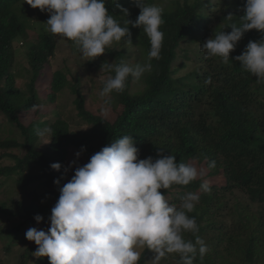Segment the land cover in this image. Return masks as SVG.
<instances>
[{
  "label": "trees",
  "instance_id": "16d2710c",
  "mask_svg": "<svg viewBox=\"0 0 264 264\" xmlns=\"http://www.w3.org/2000/svg\"><path fill=\"white\" fill-rule=\"evenodd\" d=\"M218 2L221 4L218 10L213 0L174 1L163 7L164 40L160 58L151 61L152 71L142 80L141 91L132 92L129 78L123 92L111 94L114 105L122 107L114 122L87 109L79 79L69 81L63 71H55L50 84L51 100L69 87L76 95L78 116L89 128L73 131L65 120L50 125L45 122L44 126L51 127L55 135L51 151L40 152L36 141L41 128L37 123L25 125L20 115L37 105L36 81L54 56L56 35L47 31L45 23L50 17L46 11L32 8L25 0H0V114L16 124L24 139L23 142L1 141L0 149L26 150L24 156L5 153L15 162L1 169L0 174L6 178L17 175L22 191L39 179L47 190H54V198L58 199L60 193L54 180L60 178V186L67 183L64 165L70 148L80 151L83 146L82 155L87 163L91 155L113 140L132 135L139 159L149 156L156 159L162 150L163 155H175L177 163H198L208 172L187 186L173 185L161 190L176 205L188 192L200 196L189 215L196 218L199 232L195 235L205 241L208 252L202 259L197 255L194 264H264V84H257L256 78L234 59L242 54L249 41L264 38V33L255 29L246 32L227 63L220 57L206 56L201 45L215 32H230L228 25L239 23L246 0ZM117 4L129 10L128 17ZM106 7L122 26L126 19L135 21L140 13L134 0H107ZM229 14L234 16L231 21L227 19ZM129 29L131 42L137 44L147 61L149 38L142 28L129 24ZM28 31L37 34V43L28 50L33 77L27 89L21 90L12 71L13 43ZM189 40L195 47L183 51L182 62L176 67L180 45ZM190 61L197 62V69L185 71ZM120 63H126L124 51L116 52L115 64ZM108 75L114 73L108 71ZM212 161L215 167L209 168ZM57 162L62 164L59 172L50 167ZM35 169L39 174H33ZM205 181L210 187L208 192L200 187ZM14 205L15 210H10L6 203L0 209L9 223L0 228V240H8L12 233L16 239L26 225L37 223L35 215L42 216L36 205L27 206L26 202ZM18 218L23 223L11 226ZM42 223H47L45 218ZM184 238L194 240L195 236L185 233ZM27 256H22L20 264L28 263ZM170 256L174 260L172 264H177L178 255ZM149 258L146 249L140 264H147ZM42 264H49V259L46 257Z\"/></svg>",
  "mask_w": 264,
  "mask_h": 264
},
{
  "label": "clouds",
  "instance_id": "9594fccd",
  "mask_svg": "<svg viewBox=\"0 0 264 264\" xmlns=\"http://www.w3.org/2000/svg\"><path fill=\"white\" fill-rule=\"evenodd\" d=\"M25 2L46 11L50 17L45 23L47 31L70 40L82 57L90 58L87 61L103 55L114 42L131 43L129 24L143 29L150 43L145 63L107 62L101 66L114 73L107 77L99 93L104 113L109 110L113 92H123L130 76L139 79L151 72V61L160 58L164 21L159 5L134 0L140 13L135 21L126 19L122 26L109 13L107 0ZM116 6L128 17L127 8ZM243 12L239 23L228 25L230 32H215L201 45L206 56L220 57L227 63L246 32L255 29L264 33V0H246ZM233 17L229 14L227 19L231 21ZM234 59L256 78L257 84H264V38L249 41ZM37 135L47 137L44 144H48L55 134L51 127H45ZM84 151L82 146L75 153L77 159L64 167L65 174L75 167L67 183L60 186L61 179L54 180L60 194L47 218L50 227L47 230L31 227L25 233L26 239L38 246L32 253L34 257H47L49 264H140L139 250L148 249L154 253L152 264H160L173 253L179 257L177 264H194L197 255L202 259L207 254V244L195 235L199 232L196 218L189 215L200 201L199 194L188 192L176 205L161 191L173 185H189L203 177L202 170L194 164L177 163L175 155H163L162 150L156 159L151 156L139 159L132 135L113 140L81 166L78 158ZM50 167L59 172L62 164L52 163ZM214 167L215 161L210 162L209 168ZM200 187L210 191L206 181ZM34 219L39 224L44 217L37 214ZM185 233H192L195 239H185Z\"/></svg>",
  "mask_w": 264,
  "mask_h": 264
},
{
  "label": "rangeland",
  "instance_id": "374dc122",
  "mask_svg": "<svg viewBox=\"0 0 264 264\" xmlns=\"http://www.w3.org/2000/svg\"><path fill=\"white\" fill-rule=\"evenodd\" d=\"M174 1L191 2L195 0H153L152 3H149L148 0H146V3L149 5L156 4L163 8ZM213 3L214 5H217L216 10L221 7L218 0H213ZM215 23L216 22H214L213 25H215ZM56 41L57 46L54 56L49 59V63L44 66L36 81V88L39 96L36 106L38 107H35L30 111L22 112L20 115L22 122L27 126L32 123H37L38 127L43 129L45 128V122L50 125L57 120H65L70 124V128L73 131H84L89 128L88 125L78 116V111L76 110L74 102L76 95L69 87L60 92L55 100H51L50 83L53 73L58 70L63 71L69 81H72L75 78L79 79L81 86L80 90L86 99V107L91 113L103 116L107 120L114 122L119 114H121L122 107L115 106L113 103L114 100L110 97L111 103L108 112L104 113L102 111L103 99L100 97L99 93L103 88L104 81L109 75L108 71L101 68V66L107 62L115 63L116 52L120 51H124V59L126 63H145L146 58L141 54L137 44L134 41L126 43L123 40L121 42H114L106 48V52L103 55L87 61L90 58L82 57L77 47L70 40L56 35ZM36 43L37 34L33 31L24 32L21 37L14 42L15 64L12 67V71L16 74L15 84L17 88H20L21 90L27 89V86L30 84L33 77L32 67L29 64L28 50L35 46ZM194 47L195 44L190 40L188 42H183L180 45L178 50L179 58L175 62L176 67H178L182 62L183 51L191 50ZM196 63V61H190V67H188L185 71L197 69ZM149 73L150 72H146L139 79H134L131 76L129 77L131 78L132 92H138L144 88L142 80ZM8 139L18 140L19 142H23L24 140L20 135V131L16 124L9 121L3 114H0V142ZM47 139V137H37L36 147L38 151H51V142L44 144L47 142ZM78 151L79 150L76 148L69 149V154L64 167H66L72 160L77 159L75 153ZM5 153L24 156L26 154V150L24 148L10 149L8 151L0 149V170L13 165L15 162L10 155H4ZM78 164L81 166L85 164V159L82 154L78 158ZM194 165L198 169L202 170L204 175L208 174L204 165H200L198 163ZM74 171L75 167L66 173V182H68L71 176L74 175ZM39 172L40 171L38 169H35L33 174H39ZM22 175L26 176L25 174ZM17 179V175L12 176L11 178H6L4 175L0 174V209L3 210V205L6 203L10 210H15L17 208L16 205H14L15 203L26 202L27 206L36 205V209H41L42 216L45 218L47 223L40 222L39 224L33 223L26 225L24 229H21L18 232L19 235L16 239H14L15 234L13 233L9 235L8 240L6 238L1 239L0 264H20L22 260L21 258L24 254H26V256L28 255L27 264H42L46 257L36 258L33 256L32 253L36 251L38 246L35 242L28 241L25 233L31 227L44 230H47V228L50 227V223L47 218L50 216L51 209L58 199L54 198L56 194L54 190L52 188L47 190L41 185L39 179L33 180L29 188L25 191L21 190L20 186L17 184ZM219 179L222 180L221 178ZM21 223H23V220L18 218L12 221L11 226L19 225ZM7 225H9L7 218L2 212H0V228H4ZM145 250L140 249L139 251L143 254ZM174 254L175 253L166 256V258L161 260L160 264H172L174 260L170 255ZM148 255L150 258L147 260V264H152L151 260L154 253L151 250H148Z\"/></svg>",
  "mask_w": 264,
  "mask_h": 264
}]
</instances>
